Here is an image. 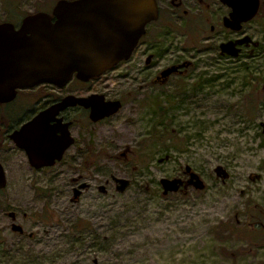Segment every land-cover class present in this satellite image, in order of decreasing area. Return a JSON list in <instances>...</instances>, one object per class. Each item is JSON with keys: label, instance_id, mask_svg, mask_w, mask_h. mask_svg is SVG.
I'll list each match as a JSON object with an SVG mask.
<instances>
[{"label": "rangeland", "instance_id": "rangeland-1", "mask_svg": "<svg viewBox=\"0 0 264 264\" xmlns=\"http://www.w3.org/2000/svg\"><path fill=\"white\" fill-rule=\"evenodd\" d=\"M57 1L0 0V23L19 25ZM251 37L257 45L243 46L242 63L203 50L183 54L182 36L173 38L167 61L190 56L195 69L167 85L162 112L130 110L136 73L111 79L122 80L116 89L127 104L88 126L97 163L81 165L73 146L69 166L50 172V183L17 184L10 186L17 197L0 195V264H264V36ZM99 83L70 86L84 92ZM185 166L204 187L164 196L159 180H186ZM111 176L130 184L119 192ZM79 177L87 185L72 201ZM7 212L24 235L11 231ZM76 219L90 226L72 232Z\"/></svg>", "mask_w": 264, "mask_h": 264}, {"label": "flooded vegetation", "instance_id": "flooded-vegetation-1", "mask_svg": "<svg viewBox=\"0 0 264 264\" xmlns=\"http://www.w3.org/2000/svg\"><path fill=\"white\" fill-rule=\"evenodd\" d=\"M155 2L158 17L146 24L145 32L137 40L127 59L118 61L96 79L89 81L73 79V85L78 84L76 88H86L89 83L95 84L100 81L93 90L77 92L76 88L70 86L71 81L63 87L44 83L31 88H18L12 98L0 101V167L5 178V186L0 189L1 196L6 199L17 197L16 190L10 188L17 184L50 183L54 180L50 172L57 167L66 169L69 166L70 149L73 146H79L81 165L87 167V164L97 163L98 153L94 145L96 131L89 129L88 126L99 125L113 115L95 121L90 118L91 107L76 104L67 106L51 116L49 110L66 97L86 98L90 95H102L104 101H119L120 111L127 104L126 98L116 89L122 80H110L115 77L127 78L136 73L130 77V110L136 111L150 106L153 110L162 112V103L166 102L167 85L175 78H189L191 70L195 69L194 59L190 56L175 55L167 61V51L173 46V38L182 36L183 46L180 50L183 54L203 50L213 52L219 60L242 63L243 46L252 45L242 44V40L250 37L253 41L251 36H264V0H259L255 15L246 22L242 21V3H245L243 0H155ZM254 22L257 29L250 31ZM256 45L255 43L254 46ZM254 51L252 48L248 53L252 54ZM233 53L235 55H232ZM171 68L172 70L165 74L166 70ZM113 84L116 85L112 88ZM39 116L41 118L36 120ZM65 124L68 128V137H65L63 132ZM86 134L88 137H85ZM69 137H72L74 142L60 154ZM52 141L54 146L49 147L48 143ZM35 143L37 150L33 147ZM54 153L60 155H52ZM162 161L163 159L159 158V162ZM46 162L52 163L47 165ZM64 174L67 173L63 172ZM82 179V177L73 179V194L76 188L81 191L78 198L73 201H77L82 190L86 188L87 184ZM187 179L184 180L186 182L183 187ZM105 184H108V181ZM188 186L191 185L188 184L184 188ZM104 189L106 192V187ZM9 213L7 212V216L11 229V225L18 222L16 213L12 212L13 216ZM14 233L24 235V229L22 233ZM28 237H33V234H28Z\"/></svg>", "mask_w": 264, "mask_h": 264}, {"label": "water", "instance_id": "water-1", "mask_svg": "<svg viewBox=\"0 0 264 264\" xmlns=\"http://www.w3.org/2000/svg\"><path fill=\"white\" fill-rule=\"evenodd\" d=\"M243 1L242 21L246 22L255 15L259 0ZM157 17L155 0H58L51 12L28 14L18 26L8 21L1 22L0 101L12 98L18 88L43 83L63 87L73 77L81 81L99 77L118 61L128 58L145 32L146 24ZM243 43L250 44L251 38L245 37ZM76 104L91 107L90 118L95 121L116 113L121 106L119 101H104L102 95L86 98L68 96L49 113L52 116ZM65 127L64 136L68 137L67 124ZM73 142L74 139L69 137L60 154ZM48 146L53 147L54 142H49ZM33 147L38 149L36 143ZM56 154L60 155H52ZM185 173L189 174V179L184 187L188 184L197 189L204 187L189 166L185 167ZM111 178L119 192H124L130 184L126 178ZM159 183L162 194L166 196L170 192H178L184 182L181 178H161ZM4 186L5 178L0 167V189ZM104 188L100 186L101 192H105ZM80 193L75 189L72 200L77 199ZM9 215L13 216V213ZM11 230L23 231L16 223L11 225Z\"/></svg>", "mask_w": 264, "mask_h": 264}, {"label": "trees", "instance_id": "trees-1", "mask_svg": "<svg viewBox=\"0 0 264 264\" xmlns=\"http://www.w3.org/2000/svg\"><path fill=\"white\" fill-rule=\"evenodd\" d=\"M36 11H40V10L38 9ZM89 226H90V224L88 222H84V220H82V219H80V220L76 219V221L74 223H72V225L70 227H72V229H71L72 232H79L81 230L88 228Z\"/></svg>", "mask_w": 264, "mask_h": 264}]
</instances>
